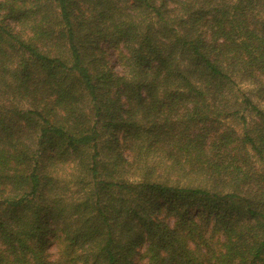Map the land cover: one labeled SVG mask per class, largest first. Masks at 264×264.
<instances>
[{
	"label": "trees",
	"instance_id": "1",
	"mask_svg": "<svg viewBox=\"0 0 264 264\" xmlns=\"http://www.w3.org/2000/svg\"><path fill=\"white\" fill-rule=\"evenodd\" d=\"M0 264H264V0H0Z\"/></svg>",
	"mask_w": 264,
	"mask_h": 264
},
{
	"label": "rangeland",
	"instance_id": "2",
	"mask_svg": "<svg viewBox=\"0 0 264 264\" xmlns=\"http://www.w3.org/2000/svg\"><path fill=\"white\" fill-rule=\"evenodd\" d=\"M85 5H86V3H83L82 6H81V7H82L81 9H84L83 7H85ZM75 13H78V11H76ZM76 17H77V16H76ZM76 17H75V20H76ZM99 45H100V47H101V46H102V47L104 46V49L106 50V45H107L106 43H102V42H101ZM107 50H108L109 52L112 53V49H111L110 47H109ZM109 57L111 58L113 65H115L116 71L119 72V73H121V68H120V67L114 62V55L111 54ZM242 87L247 88V87H251V85H250V83H248V82H247V83L244 82L243 85H242ZM185 208H189V209H193V208H194V209L192 210V211H193V214H194L195 212H197L198 209H201L200 207H198V209L196 210L195 207H190L189 205L185 206L184 209H185ZM196 215H199V214L196 213ZM52 247H53V246H52ZM52 247H51V249H50V252H51V253H53V252L55 251ZM137 258H138V257H137ZM139 262H140V259H139Z\"/></svg>",
	"mask_w": 264,
	"mask_h": 264
}]
</instances>
